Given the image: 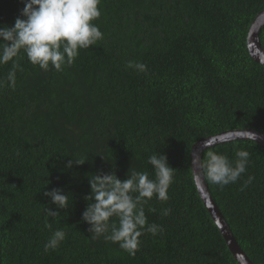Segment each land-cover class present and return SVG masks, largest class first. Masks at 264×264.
Returning <instances> with one entry per match:
<instances>
[{
	"label": "trees",
	"instance_id": "1",
	"mask_svg": "<svg viewBox=\"0 0 264 264\" xmlns=\"http://www.w3.org/2000/svg\"><path fill=\"white\" fill-rule=\"evenodd\" d=\"M264 0H0V264H239L202 138L264 135ZM264 49V25L259 34ZM264 264V146L202 154Z\"/></svg>",
	"mask_w": 264,
	"mask_h": 264
},
{
	"label": "water",
	"instance_id": "2",
	"mask_svg": "<svg viewBox=\"0 0 264 264\" xmlns=\"http://www.w3.org/2000/svg\"><path fill=\"white\" fill-rule=\"evenodd\" d=\"M263 25L264 11H262L252 22L247 37V47L250 56L253 58V60L262 65H264V49L261 46L259 34ZM235 140H252L264 146V135L252 129L226 131L215 136L202 138L193 145L191 150L192 173L198 193L203 200L206 208L210 212L214 222L220 229L222 236L225 239L227 246L235 259L239 264H253L237 244L229 228V225L227 224L217 205L213 201L209 193L208 185L205 181V176L203 174V151L209 147Z\"/></svg>",
	"mask_w": 264,
	"mask_h": 264
}]
</instances>
